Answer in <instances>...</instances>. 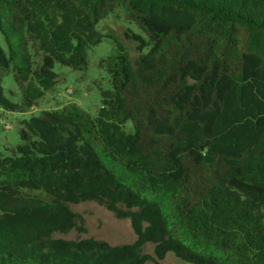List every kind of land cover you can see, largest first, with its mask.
I'll use <instances>...</instances> for the list:
<instances>
[{"label":"trees","instance_id":"1","mask_svg":"<svg viewBox=\"0 0 264 264\" xmlns=\"http://www.w3.org/2000/svg\"><path fill=\"white\" fill-rule=\"evenodd\" d=\"M118 9L146 39L125 34L136 57L117 46L99 63L97 114L43 111L0 155V264H264V0H0V108L33 109L56 63L85 70ZM86 202L135 240L57 238L86 233L70 208Z\"/></svg>","mask_w":264,"mask_h":264},{"label":"rangeland","instance_id":"2","mask_svg":"<svg viewBox=\"0 0 264 264\" xmlns=\"http://www.w3.org/2000/svg\"><path fill=\"white\" fill-rule=\"evenodd\" d=\"M97 30L104 35L102 42L88 50V65L85 70H72L58 63L54 66V73L57 75L55 87L44 94L37 102V105L25 113H10L0 108V155L8 156L20 144L19 128L20 123L28 121L33 117H39L43 111L62 110L66 107L76 106L77 109L95 116L101 106V92L110 90V77L107 71L100 67L102 60L116 54L117 46H121L130 58L138 54L137 44L127 40L125 34L141 35L138 27L126 17L123 9L111 13L101 21ZM0 47L5 54H8L7 45L0 33ZM5 97L12 103L21 104V93L16 85L13 74L6 73L1 80ZM126 132L132 131L128 123L125 126ZM111 169V168H110ZM112 170V169H111ZM124 184L136 189V186L128 179L122 181ZM43 198L47 196L41 192H30ZM150 199H154L150 197ZM73 212L80 215L84 220L85 234L72 231L66 235H57V238L66 240H78L92 238L105 241L112 246L130 244L135 236L128 220H117L104 207L94 203L86 202L78 205H70ZM143 252L153 255V246L147 244ZM154 264V263H147ZM158 264H187L167 254L165 259Z\"/></svg>","mask_w":264,"mask_h":264}]
</instances>
